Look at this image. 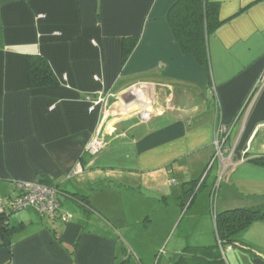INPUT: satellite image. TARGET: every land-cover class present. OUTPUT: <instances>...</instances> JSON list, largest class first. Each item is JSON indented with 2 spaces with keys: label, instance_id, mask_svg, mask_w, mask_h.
<instances>
[{
  "label": "crops",
  "instance_id": "obj_1",
  "mask_svg": "<svg viewBox=\"0 0 264 264\" xmlns=\"http://www.w3.org/2000/svg\"><path fill=\"white\" fill-rule=\"evenodd\" d=\"M177 1L0 0V196L48 178L63 191L59 212L71 215L29 206L10 216L20 228L0 246V264H151L141 252L162 243L135 242L161 226L155 207L168 199L158 182L182 173V185L217 163L236 193L238 184L264 189V166L249 160L264 153V85L245 105L264 71V0H211L224 22L205 37L208 71L175 37ZM125 37L135 44L123 59ZM28 54L46 59L55 84L29 86ZM97 132L106 143L89 154ZM131 225L139 229L127 240Z\"/></svg>",
  "mask_w": 264,
  "mask_h": 264
},
{
  "label": "trees",
  "instance_id": "obj_2",
  "mask_svg": "<svg viewBox=\"0 0 264 264\" xmlns=\"http://www.w3.org/2000/svg\"><path fill=\"white\" fill-rule=\"evenodd\" d=\"M168 19L183 51L194 54L197 61L208 71L205 37L224 22L219 17L218 3L211 0H178L169 10ZM134 44L135 39L132 37L123 39V59L127 57ZM26 67L28 83L31 88L56 83V78L48 62L41 55L28 54ZM249 160L256 165L264 166V153L250 157ZM200 178L190 179L182 183L183 199L181 205L191 201L198 190L202 188L201 185L198 187ZM39 181L54 185L48 178H41ZM201 184H203V181ZM58 190L60 195L63 191L59 188ZM215 190H213V193H215ZM69 193L70 197L77 202L89 203L86 195L76 192ZM9 217V213L3 212L0 214V246L2 247L11 246L13 235L20 228L12 224ZM261 220H264V204L237 206L213 212L216 243L186 246L180 253L172 254L170 257L172 258V264H225L222 256L225 252L224 250L236 245H244V249L251 253L253 264H264V255L259 251H253L252 247L242 242L244 231L253 222Z\"/></svg>",
  "mask_w": 264,
  "mask_h": 264
},
{
  "label": "rangeland",
  "instance_id": "obj_3",
  "mask_svg": "<svg viewBox=\"0 0 264 264\" xmlns=\"http://www.w3.org/2000/svg\"><path fill=\"white\" fill-rule=\"evenodd\" d=\"M209 166L205 164L200 170H192L191 173L184 175V179H197L201 177L198 181V187L200 185L202 186L194 198L185 205H181L183 199V189L182 185H180L181 176H183L182 173L180 176L176 173L172 174L170 179L166 180L167 187H163L165 180L157 183V188L163 190L165 197L168 199L167 203L158 204L155 207L158 217H162L161 226L157 229L155 225L150 230L141 231L137 239L138 241L135 243L142 245L145 239L152 241V243L161 242L162 252L158 251L154 253L152 250L141 252L145 262H151V264H172V258L170 257L174 254V251L179 253L186 246L215 244L216 237L213 225V212L237 206H257L264 204L263 188H254L238 184L237 186L241 191L236 193V188L224 185L226 179L222 180V172L218 170L217 163H215L211 171ZM206 173L209 175L204 182L202 178ZM139 175H135L138 176L136 180L141 179L142 182L144 180L145 182L152 181L150 177L143 178L146 176ZM160 180L161 176L157 175L153 178V183L156 184V181ZM202 181L203 184H201ZM213 182H215L216 191L214 193L215 195L211 196L210 190L213 188ZM219 184L221 185L220 187ZM178 193L180 198H176ZM167 216L169 217L167 218ZM135 229H139V227L137 228V225H131L127 228V240L133 238L128 235L135 233ZM242 235L243 243L252 247L253 251H259L264 255V220L253 222ZM243 246L236 245L225 249L222 255L225 264H253L251 253L244 249ZM134 257L132 255V261H134Z\"/></svg>",
  "mask_w": 264,
  "mask_h": 264
},
{
  "label": "built area",
  "instance_id": "obj_4",
  "mask_svg": "<svg viewBox=\"0 0 264 264\" xmlns=\"http://www.w3.org/2000/svg\"><path fill=\"white\" fill-rule=\"evenodd\" d=\"M264 85V71L257 79L254 84L251 92L249 93L245 105H247L254 93L258 92L261 87ZM103 100L98 97L91 100L93 103H97ZM244 105V106H245ZM93 106H91V109ZM227 132L226 127H220V131L216 136V146L217 152L219 153L223 147L224 140L220 137L221 134ZM106 141L104 136L101 135V132L94 134L91 139L88 141L85 151L89 154H95L99 151ZM79 170L75 168L73 174L77 173ZM18 193L12 196H9L4 200L0 196V214L5 212L9 213L10 216L16 214L18 211L24 210L29 206L34 207L41 215H47L49 217L59 216L63 221L70 219L71 215L68 213H60V201H59V190L55 185L47 184L39 180L32 181H19L17 182Z\"/></svg>",
  "mask_w": 264,
  "mask_h": 264
},
{
  "label": "water",
  "instance_id": "obj_5",
  "mask_svg": "<svg viewBox=\"0 0 264 264\" xmlns=\"http://www.w3.org/2000/svg\"><path fill=\"white\" fill-rule=\"evenodd\" d=\"M0 245H1V242H0Z\"/></svg>",
  "mask_w": 264,
  "mask_h": 264
}]
</instances>
